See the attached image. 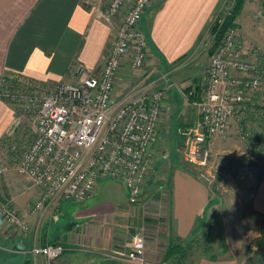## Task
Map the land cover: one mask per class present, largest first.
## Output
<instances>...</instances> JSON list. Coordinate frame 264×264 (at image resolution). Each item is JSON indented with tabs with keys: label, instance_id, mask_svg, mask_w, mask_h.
I'll list each match as a JSON object with an SVG mask.
<instances>
[{
	"label": "built area",
	"instance_id": "2783aa9c",
	"mask_svg": "<svg viewBox=\"0 0 264 264\" xmlns=\"http://www.w3.org/2000/svg\"><path fill=\"white\" fill-rule=\"evenodd\" d=\"M154 1L84 0L89 6L100 3L104 16L116 21L114 37L99 73L76 83L55 82L43 86L51 89L39 88L34 136L25 151L12 158L16 170L38 191L31 211L55 208L62 200L84 201L93 194L99 177L119 180L129 202L138 201L154 160L153 143L166 87L140 79L118 88L117 77L122 65L137 70L147 60L148 44L140 20ZM247 47L237 27L226 26L210 56L203 87L188 91L196 120L178 130L187 161L204 165L210 138L223 134L233 114L243 112L260 89V62ZM77 67L80 72L82 67ZM0 95L8 102L21 101L25 113L36 102L26 93H7L2 82ZM0 223L20 236L31 231L10 202L0 203ZM62 252L63 245L57 241L36 243L29 249L34 261L42 256L48 264ZM112 255L134 264H161L146 256L145 238L136 232Z\"/></svg>",
	"mask_w": 264,
	"mask_h": 264
},
{
	"label": "crops",
	"instance_id": "0c3cea01",
	"mask_svg": "<svg viewBox=\"0 0 264 264\" xmlns=\"http://www.w3.org/2000/svg\"><path fill=\"white\" fill-rule=\"evenodd\" d=\"M224 1L155 0L150 4L140 20L148 44L147 60L137 70H129L122 65L117 77L118 88L129 85L133 77L141 75V71L145 72L146 67L151 68L149 73L164 68L177 71L178 64L202 46ZM240 16L241 12L237 21ZM115 25V20L104 16L103 7L98 2L89 6L84 0H0V85L4 76L19 75L37 82L76 83L89 74L99 73L114 37ZM79 65L82 67L80 72ZM184 83L185 80L172 82L175 91H180L179 94L176 92L179 96L183 93L181 87L185 86ZM196 89L188 87L185 92ZM164 111L163 100L161 119ZM15 118L11 104L0 95V149L1 140L15 123ZM1 161L0 157V170ZM168 175L167 183L161 185V189L168 190L163 223L165 226L167 224L169 232L185 238L193 226L207 217L210 188L199 174L182 167L177 159ZM3 177L7 179V176L0 174V186ZM25 182L30 181L27 178ZM13 185L9 198L13 207L28 222L31 231L26 236H20L0 223V264H22L27 258L31 259L32 264L35 261L43 263L45 259L42 256H38L35 261L32 259L30 247L36 243L55 241L63 245L61 256L54 260H59L60 264H134L116 258L112 250L128 243L130 228L141 234V223L136 226L125 225L114 215L128 217L131 212L141 211L145 203L141 197L138 199L142 202L140 207L131 203L126 206L128 209L119 211L122 203L112 207L110 202L97 199L93 192L90 197L78 202L81 205L75 216L82 222H68L63 225L61 233H51L49 224L59 203L55 211H50L54 208L45 207L33 212L30 209L31 201L37 195V189L33 188L31 182L23 189ZM250 197L252 210L264 214V167ZM109 211L116 213L110 215ZM150 215L147 214V217ZM152 216L147 219L153 222L149 225L155 235L145 243V252L152 259L149 252L153 248L160 259L163 246L158 241L163 235L167 237V233L157 229L155 222L158 215L153 213ZM245 250L243 253H226L214 260L203 256L196 264H241L246 256Z\"/></svg>",
	"mask_w": 264,
	"mask_h": 264
},
{
	"label": "rangeland",
	"instance_id": "374dc122",
	"mask_svg": "<svg viewBox=\"0 0 264 264\" xmlns=\"http://www.w3.org/2000/svg\"><path fill=\"white\" fill-rule=\"evenodd\" d=\"M233 2L234 0H225L222 10L228 9ZM243 7L244 11L242 10ZM240 12L241 16L237 21L236 18ZM230 25L237 27L239 39L246 42L248 50L258 58L262 72V84L260 89L255 92L254 99L249 105H246L243 115L234 113L225 132L210 138L207 143L208 156L204 165H198L184 159V145L178 130L180 127L192 125L196 120L193 98L188 96L189 90L185 92V89L203 87L209 59L214 51L213 49V51L208 52L213 42V35L210 32L207 33L202 46L186 56L178 64L179 69L177 71L164 68L162 70L155 69L149 73L151 68L146 67L145 72L141 71L142 74L137 75V78L133 77L129 84H134L142 77L145 81L154 80L153 84L157 88L166 87L165 111L162 119L160 116L161 123L157 127L158 134L153 145L154 160L149 178L143 185L141 198L139 197L145 203L142 205L141 211L131 212L128 217L115 214L114 218L119 219V222L125 225L136 226L141 223V235L145 238L146 243L149 239L151 240V236L155 235L151 232L152 226L149 225L153 222L147 218H152L153 213L158 215V220L155 222L157 229L167 233V237L163 235L158 241V244L164 247L166 238L169 237L170 233L169 229L166 228L167 224L165 226V222L163 223V210L165 209L168 190L161 189V185L167 183L168 173L170 174L172 170L173 162L177 159L182 167L188 168L193 173L203 174V178L206 179L204 181L209 185L211 198L207 204L209 211L207 217L205 216L199 224L203 225L210 216L214 220L208 236L211 249L205 254L203 248L204 244L207 246L208 239L205 242V239L201 238V232L194 234L193 248L183 264H196L199 258L206 257L211 253L217 254L218 257L230 252L243 253L244 248H246L244 252L246 256L250 250L254 254L264 256V251L256 250L250 245L251 237L258 233L260 221L259 215L251 208L250 196L264 165V142L254 137L255 132L259 135L260 131H264V0H243L241 9L234 18V23L232 22ZM237 74L240 75V73ZM180 80H185V86L181 87L183 93L179 96L177 93L179 94L180 91H175L172 82L179 83ZM50 83L39 85L35 80L24 79L19 76H5L4 81H2L3 88L7 93H22V95L26 93L28 97L31 96L36 99V102L30 111L25 113L20 105L21 101L16 102L18 103L16 104L14 102L16 100L9 99L16 118L9 132L1 140L0 174L7 176V179L2 178L0 191L6 194L0 193V203L10 202L12 204L8 194L14 189L13 184H16L18 189L19 187L23 189L25 185L30 184V182H25L28 177L25 178V175L16 170L12 164V158H16L24 152L31 142L35 129L33 116L36 115L37 96L41 91L39 88L51 89L53 86L43 87ZM9 179H11V183ZM94 193L97 199L110 202L112 207L122 203L123 206L119 205V211L124 208L128 209L126 206L131 205L120 181L116 179L99 177ZM140 203L142 202L139 200L132 204L138 208ZM80 205L76 201L62 200L50 221V232L61 233L64 224L82 222L75 216ZM142 208L144 213H142ZM55 209L56 207L50 211H55ZM113 212L109 211V214L111 215ZM147 214L151 215L147 217ZM245 244L247 245L245 246ZM222 248L226 250L223 252ZM153 250L152 248V252H149L152 259L156 256L155 261H159L161 264H170V260L164 262L161 258H157V251ZM246 256H244L243 261ZM60 263L59 260H56L50 264ZM34 264L48 263L35 261Z\"/></svg>",
	"mask_w": 264,
	"mask_h": 264
},
{
	"label": "trees",
	"instance_id": "16d2710c",
	"mask_svg": "<svg viewBox=\"0 0 264 264\" xmlns=\"http://www.w3.org/2000/svg\"><path fill=\"white\" fill-rule=\"evenodd\" d=\"M243 0H234V2L229 6L228 13H222L220 10L219 14L217 17L213 20L209 27V32L213 35V42L210 46V49L208 52L213 51L215 46L220 40L222 30L230 25V23H234V18L236 15L239 13L241 6H242ZM224 14V15H223ZM223 15V20L221 23L218 22V18ZM249 105V103L247 104ZM246 109V105L243 107V112L241 113L240 116L243 115L244 110ZM255 138L260 139L262 142H264V131H260L259 135L256 134L254 135ZM264 167V165H263ZM262 170V169H261ZM261 173V172H260ZM259 173V176H260ZM258 176V178H259ZM260 217L259 221V228H258V233L254 236L251 237L250 239V245L251 247H254L256 250L264 251V214H258ZM213 218L210 216L207 221L203 225H195L191 229L189 235L185 238H182L180 236L174 235L171 232L169 233V237L167 238V241L163 247L162 255H161V260L164 262H167L170 260V264H183V261L187 258L189 255V252L193 248L194 244V234H197L201 232V238L206 240L208 239L211 227L213 226ZM204 244V253L210 251L211 246L209 239ZM226 249L222 248V251L224 252ZM211 260H214L218 257L217 254L211 253L209 255H206ZM22 264H31V259L27 258ZM241 264H264V256L261 254H254L251 252V250L248 252L246 258Z\"/></svg>",
	"mask_w": 264,
	"mask_h": 264
},
{
	"label": "bare ground",
	"instance_id": "6f19581e",
	"mask_svg": "<svg viewBox=\"0 0 264 264\" xmlns=\"http://www.w3.org/2000/svg\"><path fill=\"white\" fill-rule=\"evenodd\" d=\"M13 76H19V75H13ZM4 77H5V76H4ZM4 77L2 78L1 82L4 81ZM9 77H11V76H9ZM19 77H22V76H19ZM7 82H8V81H7ZM3 83H4V82H3ZM241 113H242V112H241ZM241 113H240V114H241ZM181 141H182V140H181ZM184 159H185V157H184ZM185 160H186V159H185ZM200 176L203 178L202 175H200ZM203 179H204V178H203ZM204 180H206V179H204ZM130 237H131V236H130ZM145 254H146V253H145Z\"/></svg>",
	"mask_w": 264,
	"mask_h": 264
},
{
	"label": "water",
	"instance_id": "95a60500",
	"mask_svg": "<svg viewBox=\"0 0 264 264\" xmlns=\"http://www.w3.org/2000/svg\"><path fill=\"white\" fill-rule=\"evenodd\" d=\"M130 234H133L134 233V230H133V228H130Z\"/></svg>",
	"mask_w": 264,
	"mask_h": 264
}]
</instances>
